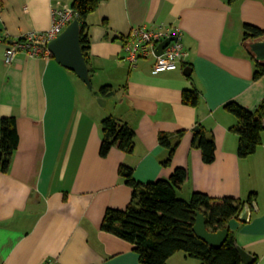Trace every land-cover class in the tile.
<instances>
[{
    "label": "crops",
    "instance_id": "1",
    "mask_svg": "<svg viewBox=\"0 0 264 264\" xmlns=\"http://www.w3.org/2000/svg\"><path fill=\"white\" fill-rule=\"evenodd\" d=\"M72 2L0 0V119L14 117L18 132L9 169L0 172V264H140L128 242L101 230L106 209H123L131 199L120 165L138 183L184 169L177 193L183 200L199 192L244 201L254 193L250 220L230 219L228 228L255 264H264V132L256 152L238 158L229 130L237 120L222 109L234 101L254 111L264 98V77L252 80L254 65L242 43L243 25L264 30V0H103L86 19L96 92L53 57L18 53L4 60L14 40L46 31L51 10ZM168 26L182 32L189 68L156 74L152 58L133 66L121 60L132 29ZM106 85L113 95L101 97ZM188 90L197 91L198 106L182 102ZM106 116L133 130L131 153L112 147L100 155ZM200 130L214 139L210 164L195 146ZM181 131L164 166L168 151L158 137L174 143ZM167 264L199 262L178 252Z\"/></svg>",
    "mask_w": 264,
    "mask_h": 264
},
{
    "label": "trees",
    "instance_id": "2",
    "mask_svg": "<svg viewBox=\"0 0 264 264\" xmlns=\"http://www.w3.org/2000/svg\"><path fill=\"white\" fill-rule=\"evenodd\" d=\"M103 0H73L72 10L80 22L79 42L84 61L89 62V34L86 19L93 13ZM264 37V30L251 25H243L242 43L247 47L249 58L254 65L253 81L264 77V63L258 62L248 49V43ZM98 95L110 97L113 95L111 86H103ZM182 102L191 106H198L199 95L196 90L182 93ZM222 109L232 114L237 124L230 127V131L237 136L236 154L244 159L253 155L262 144L261 134L264 132V98L254 111H250L234 101H229ZM100 155L105 157L112 147L129 154L134 146V132L126 124L119 122L113 116H106L101 121ZM196 148L200 151L204 163L214 161L215 143L212 136H206L202 130ZM183 132H179L174 143L166 134H160L159 144L167 149L168 157L162 162L164 166L170 164L176 145ZM18 146V132L14 117L0 119V172L9 169L13 152ZM118 173L124 178L125 184L131 189V199L123 209L108 208L101 223V230L113 234L131 245V249L138 255L140 264H167V260L178 252L198 260L199 264H241L236 250V233L228 228L230 219L237 218L245 203L250 204L255 194L248 195L246 200L233 198H213L206 194L194 192L188 200L178 197V190L186 180V171L177 168L168 179L154 182L138 183L132 177V169L120 165ZM197 214H202L208 231L217 232L228 230L223 244L218 248L210 247L199 239L192 227ZM256 261L252 264H255Z\"/></svg>",
    "mask_w": 264,
    "mask_h": 264
},
{
    "label": "built area",
    "instance_id": "3",
    "mask_svg": "<svg viewBox=\"0 0 264 264\" xmlns=\"http://www.w3.org/2000/svg\"><path fill=\"white\" fill-rule=\"evenodd\" d=\"M52 22L44 32H29L12 42L4 54L6 63H10L16 54L23 53L34 58H50L52 54L47 48L49 41L55 39L64 28L76 18L72 8L51 10ZM170 39L168 44L157 54L156 48L164 40ZM123 62L130 66L140 59L152 58V70L159 74L188 67V53L182 43V32L172 26L164 28H134L123 41ZM45 264H57L56 261H48Z\"/></svg>",
    "mask_w": 264,
    "mask_h": 264
},
{
    "label": "water",
    "instance_id": "4",
    "mask_svg": "<svg viewBox=\"0 0 264 264\" xmlns=\"http://www.w3.org/2000/svg\"><path fill=\"white\" fill-rule=\"evenodd\" d=\"M79 26L80 22L75 18L55 39L48 42L47 48L58 64L75 73L87 88L90 89L91 82L88 67L84 61L79 42ZM169 41L170 39H166L160 43L155 52L160 54ZM248 49L258 62L264 63V37L248 43ZM196 130L198 129H193V131ZM252 209L256 211L254 202L251 204L245 203L241 212L237 216V220L241 223L248 222L250 220ZM192 230L199 239L213 248L220 247L228 235L227 229L217 232L208 231L202 214H197ZM236 250L239 254L241 264H252L254 262V257L238 245L236 246Z\"/></svg>",
    "mask_w": 264,
    "mask_h": 264
},
{
    "label": "rangeland",
    "instance_id": "5",
    "mask_svg": "<svg viewBox=\"0 0 264 264\" xmlns=\"http://www.w3.org/2000/svg\"><path fill=\"white\" fill-rule=\"evenodd\" d=\"M90 82H91V81H90ZM92 82H93V87H92ZM92 82H91V88L88 89V90L91 91V92H96V91H97V85H96V83H95V82H96L95 79H93ZM99 99L102 100V98H99ZM97 103L99 104L98 101H97Z\"/></svg>",
    "mask_w": 264,
    "mask_h": 264
}]
</instances>
